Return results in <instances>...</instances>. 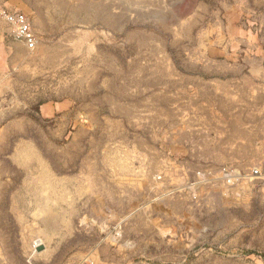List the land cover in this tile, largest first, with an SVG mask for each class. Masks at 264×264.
<instances>
[{"label": "rangeland", "instance_id": "obj_1", "mask_svg": "<svg viewBox=\"0 0 264 264\" xmlns=\"http://www.w3.org/2000/svg\"><path fill=\"white\" fill-rule=\"evenodd\" d=\"M18 1L41 102L0 132V264H264V0Z\"/></svg>", "mask_w": 264, "mask_h": 264}, {"label": "crops", "instance_id": "obj_2", "mask_svg": "<svg viewBox=\"0 0 264 264\" xmlns=\"http://www.w3.org/2000/svg\"><path fill=\"white\" fill-rule=\"evenodd\" d=\"M0 7L11 10L20 9L22 6L18 0H0ZM33 21L34 24L42 25L41 12L37 14L36 11ZM37 53L30 51L23 42L17 40L10 23L0 16V132H26L25 99L27 97L28 104L32 105L41 102L38 82L41 60ZM26 89L27 94H25ZM81 89L83 90L82 87ZM76 90V86L69 87L66 94L70 97L69 100L78 98ZM66 103L71 102H65L64 105ZM17 157L23 164L26 160H32L39 162V167L42 166L39 152L35 151L30 144L23 145ZM41 174H43L42 171L39 174L42 185L51 183L52 188L57 185L54 182H48L49 174L47 178L43 177L45 179L43 181Z\"/></svg>", "mask_w": 264, "mask_h": 264}, {"label": "built area", "instance_id": "obj_3", "mask_svg": "<svg viewBox=\"0 0 264 264\" xmlns=\"http://www.w3.org/2000/svg\"><path fill=\"white\" fill-rule=\"evenodd\" d=\"M0 15L5 16L6 20L11 23L14 35L17 39L23 41L28 48L34 49L37 46L40 38L34 30L30 18L25 13L7 12L4 9H0ZM258 174H261V172L259 171Z\"/></svg>", "mask_w": 264, "mask_h": 264}, {"label": "bare ground", "instance_id": "obj_4", "mask_svg": "<svg viewBox=\"0 0 264 264\" xmlns=\"http://www.w3.org/2000/svg\"><path fill=\"white\" fill-rule=\"evenodd\" d=\"M38 43H39V42H38ZM37 45H38V44H37ZM37 47H38V46H36L35 48H37ZM35 48H34V49H35ZM29 49H31V50H32V48H29ZM11 60H12V59H11ZM10 128H11V127H10Z\"/></svg>", "mask_w": 264, "mask_h": 264}]
</instances>
